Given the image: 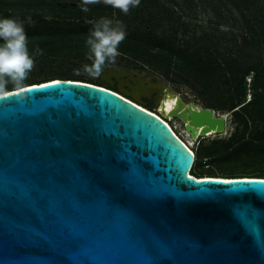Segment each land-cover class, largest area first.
Here are the masks:
<instances>
[{
  "label": "water",
  "instance_id": "1",
  "mask_svg": "<svg viewBox=\"0 0 264 264\" xmlns=\"http://www.w3.org/2000/svg\"><path fill=\"white\" fill-rule=\"evenodd\" d=\"M69 81L0 94V264H264V179L190 176L135 94ZM184 112L191 135L225 134Z\"/></svg>",
  "mask_w": 264,
  "mask_h": 264
},
{
  "label": "rangeland",
  "instance_id": "2",
  "mask_svg": "<svg viewBox=\"0 0 264 264\" xmlns=\"http://www.w3.org/2000/svg\"><path fill=\"white\" fill-rule=\"evenodd\" d=\"M31 1L35 0H0V11H7L17 14L18 18H24L22 21L28 37L29 53H34L37 48L43 52V55L35 56L34 67L21 87L66 77L135 94L138 91L139 81L153 85L160 83L185 105L194 104L207 109L213 107L210 109L214 110L216 115L227 116L225 134H213L196 140L190 136L181 118L168 119L167 123L174 133L183 142L189 144L192 152L196 154L190 175L227 178L260 174L264 177V119L256 117L257 111L251 105L255 98L254 75L250 74L242 79L237 71L235 74L229 72L236 70L230 67L235 58L234 53H229L231 46L242 44L243 38L262 44L264 38L247 32L240 13L231 5L230 0H193L190 7L184 6L183 0H176L174 6L165 0H157L168 9L171 17L168 22H163L161 25L152 24V31L145 25L144 30L149 32L147 35H138L141 24L134 21L135 17L145 18L147 15L148 10L140 5L141 0L139 6L130 7L127 14L113 7L108 13L102 11L99 14L98 7L108 6L104 0L89 4L86 15L90 19L87 16L82 27L76 26L71 30H65L63 26H59L58 29L50 27L45 29L31 21L30 12L51 18L47 15L49 11L47 5H43L41 0L37 5L30 4ZM144 1L148 5L151 0ZM257 1L264 6V0ZM30 6L32 10L28 11L27 8L29 9ZM215 8L225 18V24L220 27V31H230L233 42L223 41L220 45L214 43L212 51L204 53L202 48L205 43L199 40L206 34L210 36L212 23L219 21L213 11ZM101 19L111 20L114 24L118 21L125 26L127 34L118 47L119 55L114 62L106 61L100 77L92 78L87 74L77 76L75 75L77 69H82L84 65L93 62L94 58L91 57L86 40L94 24ZM170 26L177 28L178 32L173 35ZM61 29L64 30L56 32ZM52 30H56L54 34ZM150 33L153 35H149ZM133 34L135 40L127 38L132 37ZM162 37L171 39L164 42ZM179 51L186 53L188 57L186 62L179 59L177 54ZM135 52H137L136 57ZM200 52L198 61L191 56ZM206 62L223 69L217 71L215 77L210 78L207 70L204 71L205 74L202 73ZM18 88L20 87L9 83L4 92ZM257 93L259 94L260 91ZM138 101L143 108L146 107L147 110L159 114L158 94L147 97L140 93ZM235 106L237 107L233 111L237 110V112L233 113L230 109ZM248 114H251L252 118H249V125L245 131L241 122L242 117ZM234 149L238 150L236 154L228 157L229 151Z\"/></svg>",
  "mask_w": 264,
  "mask_h": 264
},
{
  "label": "trees",
  "instance_id": "3",
  "mask_svg": "<svg viewBox=\"0 0 264 264\" xmlns=\"http://www.w3.org/2000/svg\"><path fill=\"white\" fill-rule=\"evenodd\" d=\"M43 5H47L49 7V11L47 15H49L51 18L43 17L42 14H35L33 12H30L29 16H31V21L36 22L37 24H40L43 28H53L58 29L59 26H63V28L66 30H71L75 28L76 26L82 27L81 25L83 22L88 18L89 16L86 15V12L81 10V4L82 0H41ZM183 5L190 7L193 4V0H183ZM231 5L240 13L241 18L243 20L244 26L247 30V32L251 35H257L259 37L264 38V6H262L261 3L257 0H230ZM141 4L146 10H148L147 15L145 18H136L134 19L135 22H139L141 24V30L136 33L147 35L149 32L144 30V26L147 25L151 28L152 31V24L161 25L163 22H168L171 13L168 11V9L157 2V0H151L148 2V5L144 0H141ZM165 2L172 4L173 6L176 5V0H165ZM39 0L31 1L30 4H38ZM1 5V3H0ZM112 6L108 5L106 7H98V13L100 14L103 12H109L110 8ZM150 9V10H149ZM28 11L32 10V7L30 6ZM219 19V21L212 23V27L210 28V31L212 33H215L216 35L210 36L206 34L204 37H202L199 42L205 43L203 45V52L207 53L208 51H212L213 44H221L223 41H229L230 43L233 42L231 39L232 34L229 32H222L220 31V27L224 26L225 24V18L222 15V13L218 12V10L215 8L213 10ZM136 15V14H135ZM88 16V17H87ZM0 17H10V18H16L18 17L17 14L8 13L7 11L3 12V10L0 11ZM21 21L24 18H19ZM90 19V17L88 18ZM158 21V22H157ZM49 28V29H50ZM86 28V26L84 27ZM173 31V35L178 32L177 28H173V26L169 27ZM29 29V28H28ZM64 29H61L60 31L52 30V34L56 32H61ZM87 33V32H85ZM149 35H153V33H150ZM156 37V36H155ZM128 39L135 40V34H133L132 37H127ZM126 38V39H127ZM176 38V37H174ZM164 42H168L171 38H161ZM205 40V41H204ZM234 47V48H233ZM233 47H230L229 53H234V61L230 64V67L232 66L236 70L229 71L232 74H235V71L238 72V74L241 75L242 79H245L246 76H249L250 74L254 75V86L253 89L255 90V98L251 105L254 106L256 109V117L259 119H264V41L262 44L257 42H251L248 38H243L242 44L240 45H233ZM127 52V51H126ZM135 52V57L137 56ZM177 54H179V59L181 58L184 62L187 61L186 53L179 51ZM199 54L193 53L191 56H193L197 61L199 60ZM181 56V57H180ZM195 60V61H196ZM214 61V59H213ZM209 63V61H208ZM206 62L205 69L202 70V73L204 71H208L209 75L208 77L212 78L216 76L217 71L222 70L223 68H220V66L210 65ZM212 63V62H211ZM213 64V63H212ZM227 66V64H226ZM205 74V72L203 73ZM59 80H70V81H76V82H82L89 85L97 86L104 88L106 90L112 91L116 94H118V91L116 89L112 90L111 88L107 86H102L101 84H94L92 82H85L82 80H75L71 78L62 77L59 78ZM37 84V83H36ZM12 91V90H10ZM257 91H260L258 94ZM8 92V91H6ZM235 107H232L230 110L233 111ZM213 108L209 107L208 109ZM146 109V107H145ZM254 109V110H255ZM236 111H233V113H236ZM238 115V114H236ZM249 118H252L251 114L245 115L242 117V126L244 130L246 131L249 125ZM245 148V147H244ZM248 148V147H246ZM238 150L234 149L229 151L228 157H233ZM195 154V153H194ZM196 161V154H195V160L193 165ZM220 162V161H218ZM222 162V161H221ZM194 177V176H193ZM209 178L214 179H221V177L217 176H208ZM197 179L205 178V176L195 177ZM227 178H258V179H264V177L260 174H255L251 177H244V176H230ZM225 179V178H222Z\"/></svg>",
  "mask_w": 264,
  "mask_h": 264
},
{
  "label": "clouds",
  "instance_id": "4",
  "mask_svg": "<svg viewBox=\"0 0 264 264\" xmlns=\"http://www.w3.org/2000/svg\"><path fill=\"white\" fill-rule=\"evenodd\" d=\"M99 0H82L81 10L87 12V5L98 3ZM113 8H119L125 14L130 7H138L140 0H104ZM125 26L121 22L101 19L94 24L86 44L89 48L93 62L77 69L75 75L87 74L89 77L101 76L107 62H114L119 55L118 47L126 37ZM43 55L37 48L30 54L28 37L23 21L18 17H0V93L4 92L9 83L21 87L32 71L35 56Z\"/></svg>",
  "mask_w": 264,
  "mask_h": 264
},
{
  "label": "bare ground",
  "instance_id": "5",
  "mask_svg": "<svg viewBox=\"0 0 264 264\" xmlns=\"http://www.w3.org/2000/svg\"><path fill=\"white\" fill-rule=\"evenodd\" d=\"M137 87H138V91L143 96H147V97L149 96L150 97V96H152L154 94H158L157 108H158L159 114L158 113H154V112L149 111V110H147V109L144 108L145 110H147V111L155 114L156 116H158L159 118H161L162 120H164V122H166V124L170 128H171V126L167 122H168V119H171L173 117L181 118L185 122V124L188 125L189 118H188L187 114L184 112V110L188 107V105H185L182 101H180L179 98H177L175 94L171 93L168 89L164 88L160 83H158L156 85H153V84H151L149 82L147 83V82L139 81L138 84H137ZM138 91L135 92V95L137 97L140 94ZM0 94H2V93H0ZM138 106H140V105H138ZM198 108H200V107H198ZM173 113H175V116H173ZM223 116L227 120V116L226 115H223ZM214 133L215 132H209L208 134H206V137H209V136L213 135ZM190 136L194 140H196L198 138H201L198 129H195L194 135H191L190 134ZM178 138L180 139V137H178ZM180 140L183 142L182 139H180ZM183 143L185 144V146H187V148L190 151H192L191 150V146L189 144H187L186 142H183ZM190 176H192V175H190ZM205 178H209V177H205Z\"/></svg>",
  "mask_w": 264,
  "mask_h": 264
},
{
  "label": "snow or ice",
  "instance_id": "6",
  "mask_svg": "<svg viewBox=\"0 0 264 264\" xmlns=\"http://www.w3.org/2000/svg\"><path fill=\"white\" fill-rule=\"evenodd\" d=\"M70 83V81H69ZM42 87H48V85H41ZM88 87H91V85H88ZM121 99H123V97H121ZM129 103H131V101H129ZM261 183H264V182H261ZM237 191H249V189H239Z\"/></svg>",
  "mask_w": 264,
  "mask_h": 264
}]
</instances>
